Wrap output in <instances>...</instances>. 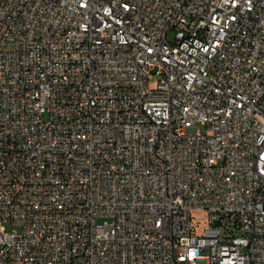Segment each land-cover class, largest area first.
Listing matches in <instances>:
<instances>
[{
	"label": "built area",
	"instance_id": "1",
	"mask_svg": "<svg viewBox=\"0 0 264 264\" xmlns=\"http://www.w3.org/2000/svg\"><path fill=\"white\" fill-rule=\"evenodd\" d=\"M0 264H264V0H0Z\"/></svg>",
	"mask_w": 264,
	"mask_h": 264
},
{
	"label": "rangeland",
	"instance_id": "2",
	"mask_svg": "<svg viewBox=\"0 0 264 264\" xmlns=\"http://www.w3.org/2000/svg\"><path fill=\"white\" fill-rule=\"evenodd\" d=\"M42 119L44 121H46L48 119V114L47 113L43 114ZM196 129L203 134L206 133V126L203 124H200V123L196 124ZM98 221L99 222H104V221L111 222V219L110 218H99ZM4 226H5V229L8 231L11 229L18 231V232L21 231V226L19 224H16V223L6 222V223H4Z\"/></svg>",
	"mask_w": 264,
	"mask_h": 264
}]
</instances>
